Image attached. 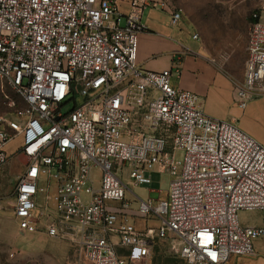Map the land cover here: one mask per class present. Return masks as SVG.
Segmentation results:
<instances>
[{
    "label": "built area",
    "instance_id": "built-area-1",
    "mask_svg": "<svg viewBox=\"0 0 264 264\" xmlns=\"http://www.w3.org/2000/svg\"><path fill=\"white\" fill-rule=\"evenodd\" d=\"M149 5L168 9L172 24L183 19L164 0H132L128 14L118 0H0V78L25 102L0 114V169L14 158L24 166L14 187L18 229L74 241L83 264L140 263L158 241L184 264L256 255L264 224L242 223L239 212L264 211V138L205 112L197 93L173 83L172 69L139 63ZM247 52L242 78L211 58L241 110L264 96L261 12ZM154 172L171 176L157 204L130 188L151 187ZM150 215L160 227L133 221Z\"/></svg>",
    "mask_w": 264,
    "mask_h": 264
},
{
    "label": "rangeland",
    "instance_id": "rangeland-1",
    "mask_svg": "<svg viewBox=\"0 0 264 264\" xmlns=\"http://www.w3.org/2000/svg\"><path fill=\"white\" fill-rule=\"evenodd\" d=\"M164 1H167L172 8L182 11V25L187 33V39L191 40L190 33L199 34L198 40L203 47L199 49V53L204 55L206 52L218 64H222L228 74L236 78L243 77L252 15L261 12L264 21L263 0ZM254 100L250 108L243 111L245 115L242 120L245 118L256 131L264 133V96ZM12 102L14 105L11 104ZM24 105L22 96L0 78V114L12 115ZM73 106L72 101L64 110L67 111ZM232 110L235 114V110L239 109L233 104ZM231 115L233 113L228 114L225 119L231 120ZM253 136L258 140L264 138V136L262 138ZM19 142L20 139L9 142L8 152L13 154ZM20 159L14 158L0 169V264H83L74 241L68 238H51L41 232L24 235L19 231L13 209L14 187L18 176L24 171ZM99 174V169L93 171L95 178L99 177ZM153 178L154 184L151 187L131 185L130 188L142 199L150 197L154 200V204H157V200L166 197L171 176L168 173L154 172ZM128 198L133 199L129 193ZM133 210L138 213V202L134 203ZM239 217L242 223L260 224L264 222V211L242 210L239 212ZM133 221L139 228L147 225L158 228L161 225V219L153 215L147 218L136 216ZM166 257L173 256L165 251L163 242H158L149 258L131 264H160ZM238 257L233 256L226 264H236Z\"/></svg>",
    "mask_w": 264,
    "mask_h": 264
},
{
    "label": "crops",
    "instance_id": "crops-1",
    "mask_svg": "<svg viewBox=\"0 0 264 264\" xmlns=\"http://www.w3.org/2000/svg\"><path fill=\"white\" fill-rule=\"evenodd\" d=\"M131 4L132 0H118L119 9L124 14L131 11ZM171 18V12L159 5H149L143 10L141 21L145 29L139 33V63L152 71L172 69L173 83L197 93L199 104L205 112L223 119L233 113L231 120L234 119L252 136L262 138L263 132L256 131L245 118L242 120L245 115L244 110L238 108L239 110H235L234 114L232 109L233 104H236L233 82L224 75L205 51L204 55L199 53V49L203 47L199 40L192 38L194 33H190L191 40L186 38L183 19L178 24H172ZM185 46L194 53H183ZM177 66L180 68V76L176 73ZM254 102V99L251 100L246 109ZM255 251L256 255L253 256H239L236 264H264V238L255 241Z\"/></svg>",
    "mask_w": 264,
    "mask_h": 264
},
{
    "label": "trees",
    "instance_id": "trees-1",
    "mask_svg": "<svg viewBox=\"0 0 264 264\" xmlns=\"http://www.w3.org/2000/svg\"><path fill=\"white\" fill-rule=\"evenodd\" d=\"M158 242H161V241H158ZM158 242L155 244V246L158 244ZM155 246H154V248H155ZM154 248H153V250H154ZM160 264H184V262H183V260L181 258L173 256V257L164 258L163 260H161Z\"/></svg>",
    "mask_w": 264,
    "mask_h": 264
}]
</instances>
